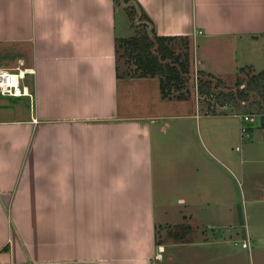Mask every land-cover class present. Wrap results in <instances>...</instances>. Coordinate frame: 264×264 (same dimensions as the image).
Returning <instances> with one entry per match:
<instances>
[{"label":"crops","instance_id":"crops-1","mask_svg":"<svg viewBox=\"0 0 264 264\" xmlns=\"http://www.w3.org/2000/svg\"><path fill=\"white\" fill-rule=\"evenodd\" d=\"M134 1L157 35L192 40L193 65L214 78L264 70V0ZM126 17L113 0H0V47L30 63V95H0V264H177L187 244L212 249L213 264L232 256L230 170L193 146L190 95L162 98L158 77H117ZM236 46L226 71L225 56L212 64ZM216 106L201 112L230 107ZM247 162L244 150L243 201L263 202L264 166Z\"/></svg>","mask_w":264,"mask_h":264},{"label":"rangeland","instance_id":"rangeland-1","mask_svg":"<svg viewBox=\"0 0 264 264\" xmlns=\"http://www.w3.org/2000/svg\"><path fill=\"white\" fill-rule=\"evenodd\" d=\"M120 5L125 8V4H123L122 2H120ZM136 14L133 20H130L126 14L127 17L125 20H127L126 23L128 24V26H130V29L128 28V36L134 34L139 25L143 24L144 22L139 18V12H137ZM179 46L180 42L179 40H177L175 42L176 49H179ZM242 46L243 45H241V47ZM0 48V65L2 67H10V70H17L18 68L24 70L23 67L30 64L29 62L27 63L25 61L28 60L29 53L25 52L24 55L23 53L20 54L19 51H12L10 48ZM238 49L240 50L239 46ZM121 51L122 48L118 50L117 54L118 71L119 74L122 75V77H127L125 76V74L127 72H133V69L135 67L133 64H127L125 62V59L121 57ZM18 54L22 55L25 60L18 61ZM197 54L200 57V50L196 48V45H192V40H189V56L191 60L190 71L192 74L190 75L187 86L189 95L191 97V105H186L192 107V111L194 113L200 114L201 116L198 126L196 123H194L193 120V138L197 140L193 143V146L196 143L202 146L205 145L208 151L211 154L215 155V157L222 163H224V165H226V167L230 170L231 188L233 194V217L231 218L232 226L236 227V235H240V238L232 237L228 242L225 243L224 246L227 248L228 252L232 254L230 258L228 257L229 259L227 264H230V261L231 264H264V244L262 246H254L253 241H251V245L249 248L241 247V239H246V228L247 230L249 229L250 235L254 239H261V237H264V201L256 202L254 204H249L243 201L244 199H248V194L245 193V191H247V180H244L239 173V165L241 164L240 162H242L244 150L247 154L248 160V162L246 163L247 170L251 169V167L256 168V166H264V131L260 128V116L256 113V110L253 107L248 105H242L239 107L229 105L231 108L225 107L223 112H221L220 114H215L216 116L210 114L204 115L201 111H205L208 107V102L213 104V101L209 98H205L204 96H199V94L197 93L195 86V75L199 67L196 64L193 65V56H196ZM232 54L235 57L236 55H239L237 46L234 50L233 48L232 50L230 48H227L226 50L219 49L216 52V55L214 54L213 56H210V59L212 60V64L216 65L218 58H223L225 56L224 60L227 66H220V68H223L221 71H226V68H229V66L232 65ZM223 73L224 74L221 75L223 83L227 88H232L233 90L237 88V80L245 82L247 78L252 74L251 71L247 68H244L239 73V77L227 75L226 72ZM184 91L185 90L183 89L182 92L185 93ZM0 103L5 104L9 102H5L1 98ZM194 107L196 109L195 111ZM214 108L215 111L222 110L216 105L214 106ZM243 112L253 113L258 117L254 123L248 124H251L250 132L248 129V138L245 135L242 136L239 130V114ZM206 127L208 128L207 130H209L207 132ZM213 145L221 146V152L225 154L224 159L221 156L219 157L220 154L217 152V150L213 149ZM236 146L240 147V149H236ZM199 152H201V150ZM201 229L204 228L202 227ZM235 240L236 243L234 242ZM206 250L207 249H205V247L201 246H193L190 244L181 245L179 252H181L182 256L180 255V258L177 260V264H213V262L215 263V260L219 261L218 258L215 259V256L213 254H208V251L213 252L212 249H209L208 251ZM172 251H175V249H171V252ZM167 260H169V253H167ZM172 260L173 258L170 257V261Z\"/></svg>","mask_w":264,"mask_h":264},{"label":"trees","instance_id":"trees-1","mask_svg":"<svg viewBox=\"0 0 264 264\" xmlns=\"http://www.w3.org/2000/svg\"><path fill=\"white\" fill-rule=\"evenodd\" d=\"M125 4V12L130 20L139 12L143 24L129 37L115 39L116 75L118 71V50L122 48L121 57L127 64H133L127 77H158L162 98L184 99L189 95L188 81L191 68L189 56V39L186 37L159 36L152 27V21L134 0H113ZM138 8V10H137ZM137 15V14H136ZM179 40V49L175 42ZM244 68H241L242 71ZM237 88L227 89L222 80L197 69L195 86L199 96L213 101L208 102L207 112L214 113L215 105H248L256 110L264 127V70L251 74L245 82L237 80ZM241 85H243L241 87ZM183 89L185 90L183 93ZM159 243V242H158Z\"/></svg>","mask_w":264,"mask_h":264},{"label":"built area","instance_id":"built-area-1","mask_svg":"<svg viewBox=\"0 0 264 264\" xmlns=\"http://www.w3.org/2000/svg\"><path fill=\"white\" fill-rule=\"evenodd\" d=\"M24 72L23 70H8L0 68V95L4 96H22L30 94L27 89L21 85V80L23 79ZM239 130L241 135H248L249 123L255 121V115L253 113H241ZM241 246L244 248L249 247V242L243 241Z\"/></svg>","mask_w":264,"mask_h":264}]
</instances>
